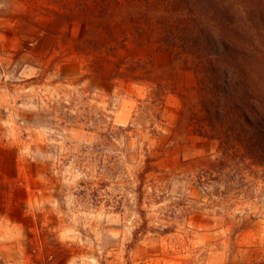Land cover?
<instances>
[{"label": "rangeland", "instance_id": "rangeland-1", "mask_svg": "<svg viewBox=\"0 0 264 264\" xmlns=\"http://www.w3.org/2000/svg\"><path fill=\"white\" fill-rule=\"evenodd\" d=\"M164 6L0 0V264H264V170L208 168Z\"/></svg>", "mask_w": 264, "mask_h": 264}, {"label": "trees", "instance_id": "trees-1", "mask_svg": "<svg viewBox=\"0 0 264 264\" xmlns=\"http://www.w3.org/2000/svg\"><path fill=\"white\" fill-rule=\"evenodd\" d=\"M163 1L166 11L173 8L183 16L160 24L196 61L204 123L198 135L218 142L219 158L206 157L208 168L218 169L240 148L243 161L264 170V0ZM146 163L142 183L156 170ZM197 179L209 184L203 175Z\"/></svg>", "mask_w": 264, "mask_h": 264}]
</instances>
